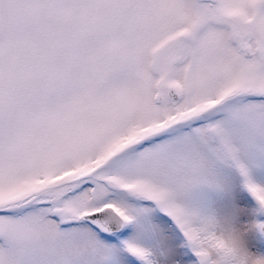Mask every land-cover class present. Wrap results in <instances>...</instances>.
<instances>
[{"label": "snow or ice", "instance_id": "1", "mask_svg": "<svg viewBox=\"0 0 264 264\" xmlns=\"http://www.w3.org/2000/svg\"><path fill=\"white\" fill-rule=\"evenodd\" d=\"M0 264H264V0H0Z\"/></svg>", "mask_w": 264, "mask_h": 264}]
</instances>
